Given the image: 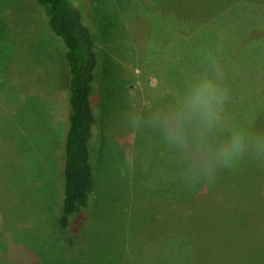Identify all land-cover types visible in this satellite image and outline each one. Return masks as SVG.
<instances>
[{
  "label": "rangeland",
  "instance_id": "374dc122",
  "mask_svg": "<svg viewBox=\"0 0 264 264\" xmlns=\"http://www.w3.org/2000/svg\"><path fill=\"white\" fill-rule=\"evenodd\" d=\"M111 2L115 18L124 19L115 33L123 46L114 54L108 19L96 21L106 72L98 90L111 115L92 140L104 150L94 155L98 191L86 246L73 249L76 261L84 254L86 264H264V159L241 158L212 183L189 186L155 133L128 118L166 102L211 57L223 74L228 118L264 123V0L102 5ZM6 6L0 3V264H65L64 244L48 222L61 206L68 114L62 47L32 12L21 24L25 17L7 15ZM25 30L37 34V67Z\"/></svg>",
  "mask_w": 264,
  "mask_h": 264
},
{
  "label": "trees",
  "instance_id": "16d2710c",
  "mask_svg": "<svg viewBox=\"0 0 264 264\" xmlns=\"http://www.w3.org/2000/svg\"><path fill=\"white\" fill-rule=\"evenodd\" d=\"M97 1L99 6L96 8L91 0H0V3L5 5L7 2V6L10 7L7 15L16 11L25 17L21 19V24L32 12L31 15L46 27L62 47L65 77H60L59 81L62 86L65 84L68 92V114L61 166V206L57 218L51 215L48 222L55 230L54 236L60 238L64 244L65 264H86L84 254L76 261L77 254H73V249L78 245L86 246V225L91 216L95 194L98 191V180L93 165L96 159L94 155L97 150L101 154L104 150L102 144L94 148L92 140L94 137L100 138L111 115L102 109V93L98 90L100 83L103 88L102 79L106 73L103 69L105 64L103 65L96 45L98 27L103 20L108 19L109 21L106 29L108 36L112 39L111 50L114 54L117 55L119 47L123 46L122 42H116L118 37H115V33L117 27L122 26L124 19L115 18L114 3L111 2L109 7H105L102 2L107 0ZM101 10L107 13L106 17L101 15ZM0 20H3L2 17ZM97 20L101 22L98 27ZM30 23L33 25L31 19ZM25 24L28 25L27 20ZM3 27H5V32L0 27L1 41L2 36H5L4 33L6 34V26ZM24 32L28 35L27 38L25 37L24 45L29 48L28 51L31 50L29 57L32 65L36 66L34 53L36 43L38 44L37 34L34 35L31 30ZM116 80L115 77L113 79L107 77L109 83H116ZM236 165L233 164V166ZM263 169L259 170L263 171ZM18 172L20 176V168ZM250 173L255 180L257 172L251 170ZM15 176L14 180H16ZM50 200L44 201L45 205L49 204ZM48 207L47 210H49ZM121 214L125 215V212ZM139 226L141 227V223L138 224ZM262 230V235H264V228ZM49 245L51 246V243Z\"/></svg>",
  "mask_w": 264,
  "mask_h": 264
},
{
  "label": "clouds",
  "instance_id": "9594fccd",
  "mask_svg": "<svg viewBox=\"0 0 264 264\" xmlns=\"http://www.w3.org/2000/svg\"><path fill=\"white\" fill-rule=\"evenodd\" d=\"M227 100L223 74L209 57L205 70L190 75L166 102L128 118L155 133L185 184H210L241 158L264 159V123L230 120Z\"/></svg>",
  "mask_w": 264,
  "mask_h": 264
}]
</instances>
